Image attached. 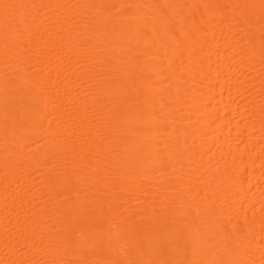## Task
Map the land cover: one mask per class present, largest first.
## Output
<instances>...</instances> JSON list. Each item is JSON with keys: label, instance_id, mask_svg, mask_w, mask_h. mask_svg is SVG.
Returning a JSON list of instances; mask_svg holds the SVG:
<instances>
[{"label": "bare ground", "instance_id": "6f19581e", "mask_svg": "<svg viewBox=\"0 0 264 264\" xmlns=\"http://www.w3.org/2000/svg\"><path fill=\"white\" fill-rule=\"evenodd\" d=\"M0 264H264V0H0Z\"/></svg>", "mask_w": 264, "mask_h": 264}]
</instances>
